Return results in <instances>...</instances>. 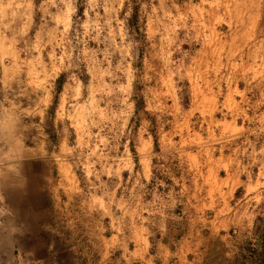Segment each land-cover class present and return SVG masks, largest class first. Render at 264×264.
Segmentation results:
<instances>
[{"label":"rangeland","instance_id":"1","mask_svg":"<svg viewBox=\"0 0 264 264\" xmlns=\"http://www.w3.org/2000/svg\"><path fill=\"white\" fill-rule=\"evenodd\" d=\"M128 28L132 54L109 47L105 79L130 82L135 113L126 131H93L110 140L97 170L127 148L131 171L87 184L55 155L58 136L28 147L0 110V264H33L37 248L43 264H264V0H134ZM105 46L89 39L84 51L102 60ZM64 86L61 75L52 107ZM101 108L119 112V94ZM46 154L26 182L23 162Z\"/></svg>","mask_w":264,"mask_h":264},{"label":"clouds","instance_id":"2","mask_svg":"<svg viewBox=\"0 0 264 264\" xmlns=\"http://www.w3.org/2000/svg\"><path fill=\"white\" fill-rule=\"evenodd\" d=\"M127 2L124 20L118 13ZM134 0H0V110L11 114L18 134L27 136L23 143L31 147L33 139L39 140L44 131L60 139L58 156L72 159L82 167L85 182L96 186L105 175L119 176L124 170L131 171L128 150L113 162L112 169L101 171L96 163L108 157L104 148L108 137L96 136L93 129L97 121L111 124L115 121L120 131H126L135 106L129 90L130 82L112 85L115 76L108 63L112 53L118 51L122 58L132 54L135 47L130 43L128 21L132 15ZM23 10V12H22ZM153 12L155 10L153 9ZM23 15L24 22L18 24ZM117 38L120 44H117ZM91 39L104 43L103 59L98 55H86L84 48ZM73 40L76 44H73ZM83 45L77 51V46ZM107 67H103L104 64ZM116 71H124L118 63ZM61 75L65 86L59 93V107H52V95L56 79ZM42 85L43 103L32 100L34 85ZM119 94L121 109L107 115L101 104L106 97ZM26 129V131H24ZM50 140V137H45ZM72 141L71 149L68 142ZM11 152V149L9 150ZM5 159L11 164L9 153ZM52 154L23 162L21 170L26 182L36 166H46ZM43 181L45 176H41ZM137 181L135 187L140 186ZM94 202L103 205L97 197ZM31 251L33 264H43L37 249Z\"/></svg>","mask_w":264,"mask_h":264},{"label":"trees","instance_id":"3","mask_svg":"<svg viewBox=\"0 0 264 264\" xmlns=\"http://www.w3.org/2000/svg\"><path fill=\"white\" fill-rule=\"evenodd\" d=\"M133 18H134V15H133ZM136 108H138V107H136ZM138 110V109H137Z\"/></svg>","mask_w":264,"mask_h":264}]
</instances>
